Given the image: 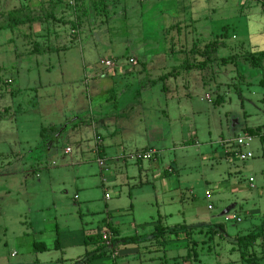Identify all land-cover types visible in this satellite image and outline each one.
<instances>
[{
    "label": "rangeland",
    "instance_id": "374dc122",
    "mask_svg": "<svg viewBox=\"0 0 264 264\" xmlns=\"http://www.w3.org/2000/svg\"><path fill=\"white\" fill-rule=\"evenodd\" d=\"M53 1L54 19L36 34L11 27L5 13L25 0H0V264H77L54 258L58 235L68 257L85 255L75 232H96L106 216L126 235L144 234L151 215L174 211L166 201L175 184L201 218L228 233L249 227L247 213L264 206V149L256 138L255 158L242 161L234 140L264 132V73L246 58L264 51V0H98V11L79 17L71 0ZM214 41L224 45L207 59ZM156 130L165 138L151 142ZM97 133L107 173L93 151ZM149 147L158 157L133 158ZM34 239L51 251L28 254L22 242ZM199 240L117 241V258L97 264H190Z\"/></svg>",
    "mask_w": 264,
    "mask_h": 264
},
{
    "label": "crops",
    "instance_id": "0c3cea01",
    "mask_svg": "<svg viewBox=\"0 0 264 264\" xmlns=\"http://www.w3.org/2000/svg\"><path fill=\"white\" fill-rule=\"evenodd\" d=\"M9 2L10 0H7V6H9ZM55 3L56 2H54L53 0H49L48 2H46L45 0H28V1L25 0V2H23V4L25 5H22V3L19 4L18 6L15 5L12 9H6L5 13H7L10 16V13L13 11L23 10L29 7L30 10H32L37 15L39 14L44 15V16L48 15V18L54 19L53 13L47 14L46 12L48 11L47 8L53 11V8L51 9V7ZM59 3H56V4H59ZM92 3H94V0H71L70 5L73 6L72 15L78 16L82 13L83 10H84V14H88V11L89 12L93 10L95 11V7ZM44 18H45L44 22L47 21L48 18L46 17ZM44 22L34 23L32 25V29H34L36 34L38 32H41L42 27L44 26L43 24ZM78 31H80L79 26H78L77 33ZM93 125H94V122H93ZM94 128L97 130L96 126H94ZM122 132H123V128L120 127L116 132H114L111 135V137L112 136L116 137V134H122ZM149 138L151 142H159V141L164 140L165 136L164 134L161 133L160 130H156V131L151 132V134L149 135ZM259 141L261 143V146L264 149V142L261 141V138L259 139ZM103 144H104L103 137L99 133L95 134V149L96 147L99 148V152L97 153L95 149H93V151L95 155L97 156V159L98 157H101L106 160V166L104 168H101V167L99 168L101 172L105 171V173H107L109 171L108 170V160L106 156V150L103 147ZM119 146H121V144ZM146 151H154L155 152L154 158L158 157L159 155V150H155L154 147H149L147 149L142 150L141 152H146ZM234 153L236 154V152ZM230 154H232V152L228 151L227 155H230ZM176 171H177L176 168H174L172 165L168 166L164 171V176L171 178L173 177V175H175ZM154 178L161 180L162 175L159 174L158 177H154ZM142 183L143 182H141V184ZM174 186H175L174 189L170 191L169 193V195H171L170 199L166 201L167 203H169L170 208L174 207V211L158 213L157 216L151 215V221L144 223L148 228H150V230L147 231L146 233L144 234L137 233L136 235H126V232H128L127 230L124 231L127 228L126 226L122 224L115 225L111 217L106 216L99 222L98 230L96 232L86 233L85 229L84 230L81 229L75 232L76 233L75 244H77L78 246L81 245V246L86 247V250L84 253L85 255L80 253L78 255H70V257H68L66 254L67 245L64 242L60 243V237L58 235V238L55 240V247L53 248V250H56L54 258L56 259L57 262L66 261V259H70L72 261L76 260L77 264H95V263L97 264L98 258L90 260L89 256L93 251H96L98 249L99 245L95 243L86 244L85 239L87 236H92V235L101 233L106 228H109L108 225H110L111 227L118 228L119 230L118 238L119 239H122L125 237L139 236L142 240V243L144 242L149 243V241H154L156 239L155 231H156V227L159 225L167 229H170V230L184 225V226H187L188 228L195 229L193 236H192V240L200 239L199 241L202 242L200 247L197 248V254L196 255L192 254L190 264H264V206H258V210L257 209L251 210L247 213V215L252 219V221L249 227L244 229L243 232L228 233L223 223H220L219 221L213 223L211 221L206 220L205 218H201V215H199L200 213L195 211L194 208L190 207L187 209L183 207L182 205L185 204L184 195L183 193L182 194L180 193V187H177L176 184ZM251 187H254V185ZM170 189L171 188H169V190ZM191 192H192V195H194L192 190ZM234 192L238 193L239 191L237 188H235ZM166 195L168 194H165L164 196ZM78 198H79L78 195H76L75 199L78 200ZM106 199H110V197ZM172 203H174V205H172ZM151 204H153V202H151ZM235 206L237 207L238 205H235ZM173 219L177 221L174 227L172 226V224L170 225L169 223ZM237 220L243 221L242 218L240 217ZM195 224H198V226L195 227ZM217 224H222L223 228L216 226ZM209 228H214L215 230L219 231V233L215 235L212 239H210V234L207 235L206 233ZM55 230H56V233L59 234V230L57 227ZM90 230H93V229H90ZM200 230H204V233L201 234L200 236L199 235L195 236V234L198 233ZM25 236H28L27 238H29L28 234H25ZM66 237H68V235L64 234L63 238L65 239ZM197 237L199 238L197 239ZM22 244L30 245V248H28V254H31V255H39V254H44V253L51 251V248L48 245H46L44 241H37L34 239L32 241H27V242L23 241ZM57 244H59L58 247H57ZM68 244L69 246L72 245V243H68ZM43 245L46 246L47 251L42 252V251L36 250V246L37 248H42ZM128 248L129 247H127V249ZM127 249L120 250L121 254L123 253L124 255L125 252H127ZM128 251H131V250H128ZM202 251L209 253L207 260L200 258ZM12 256L17 257L18 255H16V253H13ZM137 256L138 255H133L135 260ZM123 258L124 257L120 256L117 260L123 262L128 257H125L124 259ZM169 258L171 259L170 256L168 257V259ZM36 260L39 261V259H36ZM170 261L171 263H169ZM175 263L174 261L169 260L167 264H175ZM138 264H144V263L140 261L138 262Z\"/></svg>",
    "mask_w": 264,
    "mask_h": 264
},
{
    "label": "trees",
    "instance_id": "16d2710c",
    "mask_svg": "<svg viewBox=\"0 0 264 264\" xmlns=\"http://www.w3.org/2000/svg\"><path fill=\"white\" fill-rule=\"evenodd\" d=\"M101 1H105V0H101ZM98 0L94 3V7L96 8V11L99 10V7H97ZM10 17H11V24L10 26H18V25H29L30 28H32V25L34 23H40V22H44V17L48 18V15L44 16V15H37L35 14L32 10H30L29 7L23 9V10H18V11H13L10 13ZM79 22L76 21V23L73 26V29H78V24ZM224 43L223 42H218V41H214L211 42L210 44L206 45V49L203 52L204 57H206L207 59H210V54L211 53H215L217 51V49L221 46H223ZM34 52L37 53H41L43 51H45L44 49L40 48V47H36L34 50ZM248 61H250V63L252 64V66L254 68H260L262 70V72L264 73V51L262 52H257L254 54L249 55L248 57H246ZM206 62H203L201 65H205ZM247 133H250L252 135H260L261 137V141L264 142V132L262 131V129H257V130H249L246 131ZM216 226L223 228L222 224H217ZM109 228H111V230L113 231V233L116 236V239L113 241V248L107 247L106 245L103 244L102 242V234L98 233L96 235H92V236H87L85 239V243H95L98 244L99 247L96 251H93L90 254V260H93L95 258H101V257H106V256H112V253L117 249V241H121L123 244L125 245H138L140 243H142V240L139 236H132V237H125L122 239H119V230L118 228L115 227H111L110 225H108ZM195 229L194 228H188L187 226H180V227H176L173 229H167L165 227L162 226H157L156 227V231H155V236H156V240H168V239H179V237L182 235L185 236V239H191L192 240V236L194 233ZM202 231V230H200ZM199 231V232H200ZM207 235L210 234V239H212L215 235H217L219 233L218 230H215L214 228H209L208 231L206 232ZM58 243V241H57ZM59 246V244H57V247ZM194 254H197V247L194 244ZM192 249V248H191ZM191 249L190 252L188 253L187 257H190L191 255ZM36 250L38 251H47L46 246H42V248H37L36 246Z\"/></svg>",
    "mask_w": 264,
    "mask_h": 264
},
{
    "label": "built area",
    "instance_id": "2783aa9c",
    "mask_svg": "<svg viewBox=\"0 0 264 264\" xmlns=\"http://www.w3.org/2000/svg\"><path fill=\"white\" fill-rule=\"evenodd\" d=\"M251 3H258V0H250ZM73 33H77V30H73ZM130 63L133 65H136V61L135 60H130ZM106 67H108L109 69L115 68V63L111 62V61H107L105 63ZM9 84H12L13 81L9 80L8 82ZM206 99L209 102H212V99L210 96H206ZM260 139V135H252L250 133H244L243 135H239L235 140V145L238 147L236 150L237 156L240 157V159L242 161H248L250 159H254L255 158V154L254 152L251 150L252 144L254 142V140L256 138ZM245 149L246 151L242 152L241 150ZM95 151L98 153L99 152V148L96 147ZM71 149L68 148L67 149V153H70ZM155 152L154 151H146V152H137L136 154L133 155V158L136 159L137 161L139 160H151L154 158ZM97 163L99 165V167L104 168L106 166V160L98 157L97 159ZM251 182V186H253V182L254 179H250ZM106 198H109V196H107ZM209 209H211V207H209ZM102 234V242L104 245H106L107 247L113 248V241L116 239L115 234L113 233V231L110 228H106L105 230H103L101 232ZM118 256V252L115 250L112 253V257L113 258H117Z\"/></svg>",
    "mask_w": 264,
    "mask_h": 264
}]
</instances>
